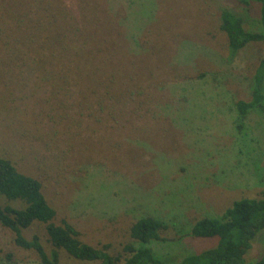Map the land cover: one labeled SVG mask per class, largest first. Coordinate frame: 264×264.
<instances>
[{
	"label": "rangeland",
	"instance_id": "1",
	"mask_svg": "<svg viewBox=\"0 0 264 264\" xmlns=\"http://www.w3.org/2000/svg\"><path fill=\"white\" fill-rule=\"evenodd\" d=\"M50 3L68 12L65 22L56 19L75 39L77 61L69 53L30 73L37 52L25 46L10 52L8 35L15 40L41 17V4L0 0V153L40 179L55 222L66 219L89 244L109 243L119 252L135 242L131 223L148 215L166 225L164 240L150 243L164 264L212 246L216 238L189 234L194 221L219 217L234 199L264 191V111L249 109L240 131L235 120V102L250 98L264 43H249L230 59L218 28L223 8L258 28V6L244 10L236 0ZM23 233L52 248L44 224L34 222ZM263 250L264 229L244 264ZM58 252L60 264H99ZM0 264L40 263L0 226Z\"/></svg>",
	"mask_w": 264,
	"mask_h": 264
},
{
	"label": "trees",
	"instance_id": "2",
	"mask_svg": "<svg viewBox=\"0 0 264 264\" xmlns=\"http://www.w3.org/2000/svg\"><path fill=\"white\" fill-rule=\"evenodd\" d=\"M35 1L41 4V17L35 10L37 18L30 21V26L26 25L18 32L15 40H11L8 35V50L11 52L13 48L18 50L20 46H25L37 52L38 59L34 56L28 63L27 71L30 73L42 70L49 61L69 53L77 61L76 41L69 38L68 29H64L56 19L64 20L68 12L55 3L51 4V0ZM236 1L244 10H248L252 4L258 6L259 27L249 29L241 13L227 8L220 10L218 28L225 34L230 59L249 43H264V0ZM45 4L49 6L45 7ZM28 5L33 7L31 3ZM56 76L60 77L58 74ZM45 78L49 76L45 75ZM249 88V100L239 99L235 102L236 128L239 131L243 128V120L249 109L255 107L264 111V52L258 58ZM0 195L4 199V203L0 202V226L10 230L13 243L32 251L40 264H60L59 249L73 258L98 261L99 264H164L150 246L152 241L164 240L160 235L161 229L166 227L163 221L148 215L137 218L129 227V234L135 242L124 243L121 251L116 253L111 252L109 243L96 246L89 244L81 239L78 229L66 219L55 222L56 210L46 199L40 179L19 169L5 153H0ZM34 222L44 224L47 239L52 246L49 251L45 250L37 234L30 237L24 235L23 230ZM263 229L264 191L258 197L236 198L219 217L202 216L191 225L189 234L192 237L216 238L215 243L198 252L184 255L174 264H244V254L256 234ZM6 257L10 258V254L6 253ZM248 264H264V250Z\"/></svg>",
	"mask_w": 264,
	"mask_h": 264
}]
</instances>
